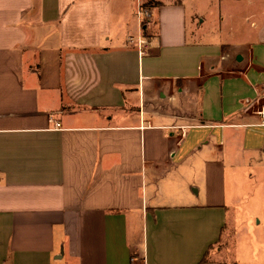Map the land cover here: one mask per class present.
<instances>
[{"label": "crops", "instance_id": "0c3cea01", "mask_svg": "<svg viewBox=\"0 0 264 264\" xmlns=\"http://www.w3.org/2000/svg\"><path fill=\"white\" fill-rule=\"evenodd\" d=\"M199 1L0 0V264H264V0Z\"/></svg>", "mask_w": 264, "mask_h": 264}, {"label": "rangeland", "instance_id": "374dc122", "mask_svg": "<svg viewBox=\"0 0 264 264\" xmlns=\"http://www.w3.org/2000/svg\"><path fill=\"white\" fill-rule=\"evenodd\" d=\"M209 2H211V3L209 4ZM215 3H217V2L216 1L200 0L199 4H198V6H199L198 7L199 8L198 9V12H199L198 22L201 20V21H203V23L201 25H199V26L194 25V23H193L188 28L189 33L191 31L194 32L195 27H196V29L198 28L199 29V33L200 34H204V35H200V39H204L203 41L207 40L208 37L210 36L209 33H208L209 30H212V32H214V31L222 30V29L225 28L224 23L219 22L218 9L214 7ZM154 29H155V27H154ZM236 209L238 211H240V209H241V201H239V205L237 206Z\"/></svg>", "mask_w": 264, "mask_h": 264}, {"label": "built area", "instance_id": "2783aa9c", "mask_svg": "<svg viewBox=\"0 0 264 264\" xmlns=\"http://www.w3.org/2000/svg\"><path fill=\"white\" fill-rule=\"evenodd\" d=\"M144 12L143 11H140L138 12V16L139 17H143ZM259 116H260V119H261V124L264 125V107L261 108V110L258 112ZM57 127H58V124H57Z\"/></svg>", "mask_w": 264, "mask_h": 264}, {"label": "trees", "instance_id": "16d2710c", "mask_svg": "<svg viewBox=\"0 0 264 264\" xmlns=\"http://www.w3.org/2000/svg\"><path fill=\"white\" fill-rule=\"evenodd\" d=\"M141 24H142V27H144V26H146V24H147V21L144 19V20H142V22H141ZM145 32H143V35L145 36Z\"/></svg>", "mask_w": 264, "mask_h": 264}]
</instances>
